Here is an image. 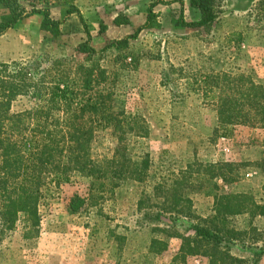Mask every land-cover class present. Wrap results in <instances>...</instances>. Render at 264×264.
I'll use <instances>...</instances> for the list:
<instances>
[{
	"label": "rangeland",
	"instance_id": "rangeland-1",
	"mask_svg": "<svg viewBox=\"0 0 264 264\" xmlns=\"http://www.w3.org/2000/svg\"><path fill=\"white\" fill-rule=\"evenodd\" d=\"M18 1L32 13L0 36V64L38 63L47 69L53 61L74 58L62 63L65 73L79 64H98L113 81V113L126 117L122 126L133 129L123 137L126 155L133 162L147 156L148 166L141 181L126 179L107 199L74 215L67 212L69 200L85 197V181L70 173L68 182L57 185L56 175H41L38 221L34 225L18 213L13 228L0 236V264H264V218L251 205L264 206V126H222L217 102L223 93L207 85L213 77L221 85L224 77L264 87V4L223 0L217 20L202 29L176 25L180 19L200 20L188 0ZM159 1L173 3L152 8L158 28L141 31L126 47H112L91 62L76 54L86 41L99 51L133 35ZM41 10L61 22L59 35L41 30ZM6 12L0 3V17ZM39 70L35 78L43 81ZM56 75L51 72L44 84ZM36 94L34 89L12 100L10 113L35 109ZM23 123L36 125L29 116ZM140 128L146 135L136 131ZM117 143L112 127H101L91 159L110 160ZM243 195L246 210L213 219L216 197L229 196L222 204L230 200L234 206L231 196ZM197 227L218 234L219 247L195 245ZM189 246H199V253L189 255Z\"/></svg>",
	"mask_w": 264,
	"mask_h": 264
},
{
	"label": "trees",
	"instance_id": "trees-1",
	"mask_svg": "<svg viewBox=\"0 0 264 264\" xmlns=\"http://www.w3.org/2000/svg\"><path fill=\"white\" fill-rule=\"evenodd\" d=\"M257 1L264 4V0ZM188 2L192 9L199 12L200 20L187 23L180 19L176 22L177 26L208 29L222 13L223 0ZM0 3L7 10L0 17V36L32 13H26L18 0H0ZM172 3H152L144 25L133 35L111 42L99 51L86 41L77 46L76 54L83 56L85 62H91L95 55H101L112 47H126L128 41L135 39L141 31L160 26L157 15L152 12L153 7ZM38 12L43 14L41 30L53 36L59 35L61 22L51 19L47 10ZM69 13L72 12L68 11ZM85 32L88 33L86 30ZM73 59L70 62L53 61L52 68L47 69H42L38 63L0 64V236L6 229L13 228L18 213L29 216L32 224L38 221L37 206L43 174L56 175L53 182L57 185L68 182L70 173H76L85 181V197L74 195L69 200L67 212L71 215L79 213L89 203L107 199L126 179L139 182L145 177L147 156L141 161L133 162L126 155L123 137L126 132L132 133L133 129L122 126V123L127 122L126 117L121 119L119 116L122 114L112 111L113 93L110 88L113 81L109 74L95 63L89 66L79 64L73 73H65L66 66L63 67L62 63H73ZM37 69L43 73V81L35 78ZM51 72L57 75L47 82L48 85L44 84ZM240 79L226 80L223 77L221 85L215 77L207 80L210 91L216 89L223 93L217 102L219 123L222 126L242 123L264 126V87ZM34 89L37 92L34 97L38 102L36 108L11 114L8 109L10 102L19 96H29ZM28 116L36 123L32 129L25 127L23 123V117ZM109 126L116 135L117 146L110 160L96 162L90 156L94 134L101 127ZM136 131L141 135L147 133L143 128ZM210 167L212 168L207 167V171ZM227 198H215L216 216L213 219L218 220L246 210L243 203L248 197L231 196L230 199L237 204L234 206L229 205L230 200L222 204V200H228ZM251 205L253 211H258L259 216L264 218V206H257L253 202ZM215 229L221 233L218 227ZM193 230L195 238L192 240L196 241L195 245L212 242L219 247L222 242L218 234L212 235L206 228L197 227ZM227 235L233 237L234 234L228 231ZM198 249L199 246H189L187 251L189 255H197ZM182 250L183 247L179 252ZM227 258L233 260L229 256Z\"/></svg>",
	"mask_w": 264,
	"mask_h": 264
}]
</instances>
